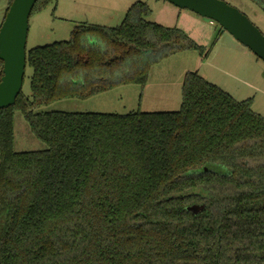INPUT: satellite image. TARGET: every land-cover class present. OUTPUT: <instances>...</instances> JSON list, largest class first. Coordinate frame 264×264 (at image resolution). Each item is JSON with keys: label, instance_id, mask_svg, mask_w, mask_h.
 I'll use <instances>...</instances> for the list:
<instances>
[{"label": "trees", "instance_id": "trees-1", "mask_svg": "<svg viewBox=\"0 0 264 264\" xmlns=\"http://www.w3.org/2000/svg\"><path fill=\"white\" fill-rule=\"evenodd\" d=\"M57 1L38 0L31 15ZM151 14L138 1L117 27L82 23L27 51L31 95L0 109V264H264V116L251 99L188 71L177 111H35L144 87L172 54L208 57ZM99 35L124 53L95 51ZM149 53L160 55L148 63ZM2 70L0 60V81ZM16 110L47 149L15 150Z\"/></svg>", "mask_w": 264, "mask_h": 264}, {"label": "rangeland", "instance_id": "rangeland-1", "mask_svg": "<svg viewBox=\"0 0 264 264\" xmlns=\"http://www.w3.org/2000/svg\"><path fill=\"white\" fill-rule=\"evenodd\" d=\"M138 1L146 2L152 10L148 19L167 27L182 29L193 41L203 46L209 55L203 58L195 50L172 54L149 69V80L144 87L129 83L88 99L65 98L44 105L35 111H67L127 114L132 111H177L181 107L182 87L188 71H198L208 81L218 85L237 100L251 99L253 109L264 116V61L248 47L237 41L218 22L202 17L188 9H180L165 0H58L31 15L27 51L71 38L82 23L117 27L128 9ZM246 14L264 33V11L250 0H225ZM8 0H0V25ZM87 35V34H86ZM84 33L80 34L84 41ZM95 51L111 52L122 47L99 35ZM107 42V43H106ZM86 47L88 43L84 41ZM160 53H149L147 62H153ZM135 56L128 57L133 74ZM147 65H142L143 70ZM33 69L26 67L22 91L30 97ZM48 146L32 132L22 111L15 112V150L19 152L44 150ZM5 219H0V233Z\"/></svg>", "mask_w": 264, "mask_h": 264}, {"label": "water", "instance_id": "water-1", "mask_svg": "<svg viewBox=\"0 0 264 264\" xmlns=\"http://www.w3.org/2000/svg\"><path fill=\"white\" fill-rule=\"evenodd\" d=\"M38 0H13L0 25V109L14 105L27 67V39L32 10ZM180 9L218 22L237 41L264 61V33L250 18L225 0H165Z\"/></svg>", "mask_w": 264, "mask_h": 264}, {"label": "crops", "instance_id": "crops-1", "mask_svg": "<svg viewBox=\"0 0 264 264\" xmlns=\"http://www.w3.org/2000/svg\"><path fill=\"white\" fill-rule=\"evenodd\" d=\"M148 80H149V78H148ZM138 85V84H137ZM148 85H147V83H146V87H147ZM111 91V90H110ZM107 92H109V91H107ZM107 92H104V93H100V94H97V95H95V96H93V97H97V96H99V95H102V94H105V93H107ZM93 97H90V98H93ZM182 103V102H181Z\"/></svg>", "mask_w": 264, "mask_h": 264}]
</instances>
